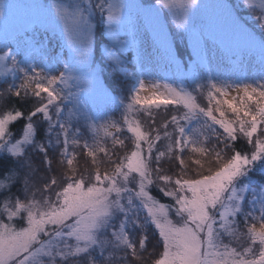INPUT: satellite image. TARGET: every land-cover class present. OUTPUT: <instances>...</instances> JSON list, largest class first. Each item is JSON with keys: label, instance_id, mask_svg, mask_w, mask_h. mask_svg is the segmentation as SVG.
<instances>
[{"label": "snow or ice", "instance_id": "6c2138e0", "mask_svg": "<svg viewBox=\"0 0 264 264\" xmlns=\"http://www.w3.org/2000/svg\"><path fill=\"white\" fill-rule=\"evenodd\" d=\"M13 8L0 6V84H7L0 96L39 103L27 115L15 107L0 113V264H79L81 257L130 264L144 259L150 228L159 249L152 264H264V182L253 178H264V0H35L14 30ZM162 15L171 18L168 31ZM145 20L155 51L137 48L132 63L125 52ZM57 32L67 58L51 55L46 34ZM121 32L131 38L120 40ZM96 36L107 41L99 64ZM177 36L192 47L184 70ZM229 45L241 56L226 76L212 59ZM156 56L174 66L171 76L147 71ZM36 117L45 125L40 141ZM124 131L130 136L118 135ZM129 139L131 150L120 155ZM240 139L250 151L235 147ZM77 149L91 173L74 164ZM50 151L64 170L36 188L30 153L42 154L51 172ZM165 159L175 161V172L164 170ZM242 236L248 245L232 246Z\"/></svg>", "mask_w": 264, "mask_h": 264}, {"label": "rangeland", "instance_id": "374dc122", "mask_svg": "<svg viewBox=\"0 0 264 264\" xmlns=\"http://www.w3.org/2000/svg\"><path fill=\"white\" fill-rule=\"evenodd\" d=\"M34 2H35V0H0V6H2L3 4L14 5V8L12 9V13H11V18L8 21L10 29L14 30V29L18 28L19 26H21L24 19L28 16V6ZM39 2L40 3H45V2L52 3V2H54V0H39ZM126 2L130 3V4L143 6V5H151L152 3H154V0H126ZM132 19H133V21L136 20V12L135 11H133ZM161 20L165 24V30L168 31L170 26H171V18L170 17L165 18V16L162 15ZM171 31L173 34L175 33L174 28H172ZM46 35L48 36V38L50 40L49 46L51 49H53L51 55L53 57H55L56 56V50H59L61 53H64L65 58H67V49L64 47H61V43L64 44V40L61 38L59 32H57L55 35H52L51 33H48ZM118 38L120 40H124V39H130L131 37L126 36L123 32H121L119 34ZM172 38L173 37L170 36V39H172ZM40 39H44V35H41ZM153 39H154V37H153L151 22L146 21V20L142 21L139 34L136 37L135 45L130 47V49L125 52V58L132 61V63H135V60L137 57V48H142L143 50L147 51L150 54L154 53L155 49L153 47ZM175 39H176V43L178 44L179 58L182 61L181 70H184V62L188 61V57L192 51V47H191V44L187 40H182L178 36L175 37ZM106 44H107L106 40L100 39L99 36L95 37V43L93 46V58L97 64H99L100 57L103 53V48H104V46H106ZM54 51H55V53H54ZM240 56H241L240 50L229 45L228 48H226V49L222 48L219 51H216L213 53L212 67L214 69L218 67L220 72L223 75H226V76L230 75L231 74L230 73V65H232L234 62H238ZM131 67H132V64H129L130 69H131ZM146 68H147V71H149L152 74V76H154L156 78H160V77L167 78V77L171 76L172 73L175 71L174 66L173 67H167L166 61L159 56H156V57L150 59L146 65ZM255 69L256 68H254V69L252 68V71H254ZM249 75H251V74H249ZM250 78H251V76H250ZM128 87H129V85L127 83L122 85V88L124 89L125 95L127 94ZM189 87H191L190 84H189ZM6 88H7V84H0V91H3ZM73 91H75L74 88H73ZM6 94L7 93H5L3 96H0V107L6 103L5 102V99H7ZM42 95H46V94H42ZM236 95H237V93H235V92L232 93V96H236ZM197 99H198V102L202 106L207 105V100H206L204 95H198ZM229 99H231V96L229 97ZM33 100L35 102V106H37L39 101L36 98H34ZM125 102H127V101H125ZM4 111L5 110L0 111V113H2ZM170 115H171V110L169 111L167 116L162 114V113L158 114L156 117V121L161 122L164 119L169 118ZM114 118L118 121L120 120L121 117H120L119 111L114 113ZM141 119L144 120L145 118L143 116H141ZM36 122H37V124L45 127L43 121H41L38 117L35 120V123ZM81 131L84 133L85 138L89 139V142H91L90 134L83 128H81ZM19 135H20V133L15 135L14 139L19 137ZM118 135H120L122 138L130 136V134L127 133L126 131L121 132ZM43 138L44 137L42 135V139ZM38 141H40V140H38ZM108 143H109V147H111L110 141ZM125 143L127 145L126 149H119L118 148L116 150L120 155H123L125 151L131 150V140L130 139L126 140ZM158 147H159V145H158ZM250 150L251 149L248 146L247 151H250ZM76 151L79 153V155L77 157V160L74 161V164L77 165L81 171H84L85 169H87V171L89 173H91L92 165H91L90 158L87 157L86 154L82 150L77 149ZM30 154H31V159H32V163H33V168L35 169V172L33 173V177H32V183L34 184V186L36 188H41L43 186V184L46 181L50 180L52 177L49 175V171L45 167L43 155L40 153H36V152H31ZM49 157L52 160V171H57L56 178L59 180L60 175L64 170V166L59 163L58 151H57V153H53L50 151ZM39 159H40L43 166H41V163L38 162ZM165 161H168V160L165 159ZM162 162H164V160ZM254 187H256L258 189L259 184L255 185ZM153 188H155V187H153ZM36 196H37V199H39L41 196V193L37 192ZM165 200L168 203H171V200L169 198H165ZM167 202H163V203H167ZM173 219H175V217H173ZM240 231L241 232L245 231L242 223L240 225ZM148 235H149V242H148V246H147V251L142 253L144 259L141 260V262L147 260L150 263H152V259L156 256L159 249H158V247L155 250L153 249V246L155 245L156 240H157V236L153 233V230L151 228L149 229ZM136 237L137 238L139 237L138 231L136 233ZM224 242L228 243L229 239L227 237H225ZM247 245H248V241L243 236L240 237V239L232 242V246L237 247L238 249H242L243 247H246ZM149 253H151V255H149ZM83 258L85 259V261L87 263V261H88L87 258H85V257H83ZM130 262L134 263V264H139L140 261L132 260Z\"/></svg>", "mask_w": 264, "mask_h": 264}, {"label": "trees", "instance_id": "16d2710c", "mask_svg": "<svg viewBox=\"0 0 264 264\" xmlns=\"http://www.w3.org/2000/svg\"><path fill=\"white\" fill-rule=\"evenodd\" d=\"M61 47H63V43H61ZM54 53H55V51H54ZM256 67L257 66L254 63L252 65V68L254 69ZM251 71H252V69L250 70V74H251ZM249 76H251V75H249ZM6 95H7V99H5V102L6 103L0 107V111L12 109L13 107H15V108H19L20 110H22L25 113V115H27L35 107V102L33 100L34 98L31 97V96H29L28 98H26L24 100H18L14 96H10L8 94H6ZM36 118H33L34 119V122H35ZM156 123H157V125H159L161 122L156 121ZM23 124H24V121L23 120H20L17 123H15V124L12 125L11 130L15 133V135H17L18 133L21 132V129L23 127ZM36 124H37V122H36ZM37 126H38L37 140H41L42 139V135H43V130L42 129L44 127L41 126V125H39V124H37ZM163 146H164V142L161 141L159 147L160 148H163ZM235 147L238 150L242 151V152H245V151L248 150V145H247L246 141L243 140V139L238 140L237 143H236V145H235ZM38 162L41 163L40 159L38 160ZM161 165L164 168V170L166 172L170 173V174L173 173V172H175L176 167H177L175 161H171L170 162V161H165L164 160V162H161ZM41 166H43L42 163H41ZM49 175L51 177H53V176L56 177L57 176V171H51V172H49ZM253 178L255 180H257V181L264 182V178H262L259 174L254 175ZM151 191H152V194L154 196H156L158 199L161 200V202H167L165 200V197H163L162 194L159 193V191H157L155 188H153ZM13 193H15L17 195L20 194V192L18 191V187L17 188H13ZM85 258H87V260H88V257H85ZM79 264H87V263H86L85 259L82 257V258L79 259ZM130 264H134V263H131L130 262ZM139 264H152V263H150L149 261L146 260V261H142V262L140 261Z\"/></svg>", "mask_w": 264, "mask_h": 264}]
</instances>
